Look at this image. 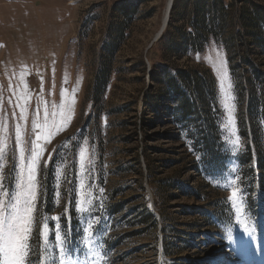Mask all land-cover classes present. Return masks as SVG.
Returning <instances> with one entry per match:
<instances>
[{
  "label": "rangeland",
  "instance_id": "obj_1",
  "mask_svg": "<svg viewBox=\"0 0 264 264\" xmlns=\"http://www.w3.org/2000/svg\"><path fill=\"white\" fill-rule=\"evenodd\" d=\"M168 2L0 0V179L13 200L20 148L24 164L33 149H42L30 264L38 258L49 264H264V186L248 178L249 168L257 169L256 154L242 161L247 109L229 62L232 57L241 76L252 65L240 57L264 71V54L247 56L248 38L239 32L243 7L257 6L264 15V0H227L229 21L199 54L171 50L183 41L181 32L192 31L193 0H174L171 23L155 40ZM119 3H138L127 26ZM114 39L118 48L106 58V43ZM168 66L208 69L216 79L229 155L215 175L196 162L189 130L176 129L162 90ZM224 102L234 104L231 121ZM77 200L87 211L75 210ZM57 225L68 254L56 246ZM0 264H8L3 252Z\"/></svg>",
  "mask_w": 264,
  "mask_h": 264
},
{
  "label": "trees",
  "instance_id": "obj_2",
  "mask_svg": "<svg viewBox=\"0 0 264 264\" xmlns=\"http://www.w3.org/2000/svg\"><path fill=\"white\" fill-rule=\"evenodd\" d=\"M118 5L120 6L118 11L123 14L127 26L138 3H130V5L119 3ZM185 5H188L187 2ZM230 10L231 5L227 3V0H193V17H191L189 25L192 31L189 33L180 31L183 41L180 44H173L172 52L202 53V45L208 41L209 36L216 38L218 29L229 21ZM240 22L241 37L248 38L244 42L243 51L247 56L253 53L264 54V15L261 9L257 6L253 9L243 7ZM122 26L121 24L117 31V35L120 37L125 30ZM229 39L231 43L238 42L235 34L231 35ZM115 41L114 39L106 43V58L107 55L112 56L116 52L118 44ZM182 48L183 51H181ZM240 59L241 64L252 65V73L249 74L247 71L249 75L241 76L238 65L233 63L232 57L229 58L230 71L238 100L242 105H246L247 109L241 123L250 136L246 138L242 161L249 163L253 153L256 154L257 169L250 167L248 178L253 183L264 186V71L261 67L251 63L248 57L245 59L240 57ZM106 62L105 79L109 74L107 70L109 61ZM162 90L165 95H169L173 104V109L170 111L178 126L176 129L180 133L189 130L188 134L192 140L190 149L194 153L196 162L205 168L206 175H215L218 172L217 166L221 164L222 158L228 157L229 151H224L226 144L221 131L223 113L217 101L214 75L210 70L199 67L168 66L165 70V84ZM242 135L244 134L242 133ZM244 136L247 137V135ZM225 153H227L226 156ZM151 217L153 220L155 219V216L151 215ZM162 247L165 254L170 255L165 238H163Z\"/></svg>",
  "mask_w": 264,
  "mask_h": 264
},
{
  "label": "snow or ice",
  "instance_id": "obj_3",
  "mask_svg": "<svg viewBox=\"0 0 264 264\" xmlns=\"http://www.w3.org/2000/svg\"><path fill=\"white\" fill-rule=\"evenodd\" d=\"M227 99L232 98L227 97ZM223 106L228 111L229 120L231 121L233 119L231 113L234 109V104L229 105L224 102ZM235 143L239 144L238 138ZM40 151L42 149H33L31 161L24 164L25 148H20L22 166L16 181L17 192L14 200L10 193L4 190L3 180L0 179V252H3L8 264H30V239L33 227L36 225L35 211L38 198L37 163L40 159ZM83 157L84 152L81 153V158L83 159ZM0 158H2V150H0ZM81 188H83V182L81 183ZM238 192L237 188L234 187L232 189L230 199L233 203L238 198ZM73 203L76 211H87V209L82 207V201L77 200ZM9 206L11 212H9ZM53 219L59 220L60 217H54ZM242 222L247 225L246 219ZM48 232L49 226L44 224L42 235L45 239H47ZM55 240L60 252L68 254V250L65 248V239L60 234L59 225L56 226ZM37 264H49V262L45 258H38ZM60 264H64V261L61 260Z\"/></svg>",
  "mask_w": 264,
  "mask_h": 264
},
{
  "label": "bare ground",
  "instance_id": "obj_4",
  "mask_svg": "<svg viewBox=\"0 0 264 264\" xmlns=\"http://www.w3.org/2000/svg\"><path fill=\"white\" fill-rule=\"evenodd\" d=\"M170 3H171V0H169V2H168V5H167V8H166V11H165V14H164V17H163V24H162V27L163 26H165L164 27V29L167 27V25H168V23H169V18H168V20H167V13H168V9H169V6H170ZM173 3H174V0L172 1V6H173ZM171 9V8H170ZM170 12H171V10H170ZM160 30H161V28H160ZM160 30H158V33L160 32ZM157 33V34H158ZM157 34H156V36H157ZM156 38V37H155Z\"/></svg>",
  "mask_w": 264,
  "mask_h": 264
},
{
  "label": "water",
  "instance_id": "obj_5",
  "mask_svg": "<svg viewBox=\"0 0 264 264\" xmlns=\"http://www.w3.org/2000/svg\"><path fill=\"white\" fill-rule=\"evenodd\" d=\"M172 1H173V0H171L170 6H169V9H168L167 20H168V18L170 17V10H172ZM170 8H171V9H170ZM164 27H165V26L161 27V30H160V32L157 34L155 40H157V39L162 35L163 31L165 30Z\"/></svg>",
  "mask_w": 264,
  "mask_h": 264
}]
</instances>
